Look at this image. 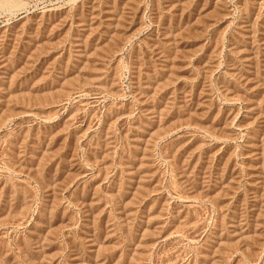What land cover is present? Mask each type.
<instances>
[{
  "label": "rangeland",
  "instance_id": "obj_1",
  "mask_svg": "<svg viewBox=\"0 0 264 264\" xmlns=\"http://www.w3.org/2000/svg\"><path fill=\"white\" fill-rule=\"evenodd\" d=\"M0 264H264V0H0Z\"/></svg>",
  "mask_w": 264,
  "mask_h": 264
}]
</instances>
